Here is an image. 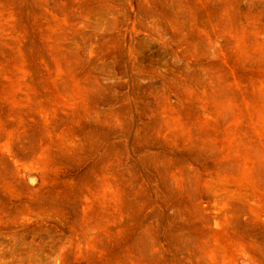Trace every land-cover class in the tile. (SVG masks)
<instances>
[{
  "label": "rangeland",
  "instance_id": "374dc122",
  "mask_svg": "<svg viewBox=\"0 0 264 264\" xmlns=\"http://www.w3.org/2000/svg\"><path fill=\"white\" fill-rule=\"evenodd\" d=\"M264 264V0H0V264Z\"/></svg>",
  "mask_w": 264,
  "mask_h": 264
},
{
  "label": "bare ground",
  "instance_id": "6f19581e",
  "mask_svg": "<svg viewBox=\"0 0 264 264\" xmlns=\"http://www.w3.org/2000/svg\"><path fill=\"white\" fill-rule=\"evenodd\" d=\"M244 264H252V263L249 262V261L244 260Z\"/></svg>",
  "mask_w": 264,
  "mask_h": 264
}]
</instances>
